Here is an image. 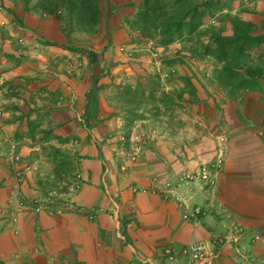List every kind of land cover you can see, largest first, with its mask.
Masks as SVG:
<instances>
[{"label":"rangeland","instance_id":"obj_1","mask_svg":"<svg viewBox=\"0 0 264 264\" xmlns=\"http://www.w3.org/2000/svg\"><path fill=\"white\" fill-rule=\"evenodd\" d=\"M5 1L0 0V122L8 124L16 117L26 122V133L17 135L21 142L26 141L23 147L29 153L21 156L17 142H12L0 146V156L4 165H15L18 188L29 175L34 177L40 190L37 202H33L35 212H78L72 197L85 184L82 167L90 160L88 145L106 166L111 160L120 175L140 164L152 172L145 193L149 190L173 200L184 210L198 207L203 213L206 205L217 208L218 179L227 157L235 151L236 144L228 143L236 140V114L239 108H246L251 115L256 103L264 107V83L256 91L241 90L231 99L229 91L216 80L223 63L206 51L216 49L213 33L230 36L233 19L243 21L244 13L262 18L258 25L247 23L258 27L257 34H263L264 0H186L176 15L190 9L191 4L210 3V8L201 10L205 14L197 31L189 35L182 30V37H173L168 44H162L159 32L154 30L152 11H146L150 18L145 35L136 29L134 23L145 10V0H136L138 8L132 10V19L123 16L120 22L112 20L115 13L96 15L93 3L85 6L87 19L67 13L66 1L80 0ZM175 1L162 0L155 16L158 23L164 15L172 17L178 10ZM15 11L44 19L65 13L68 54L41 67L26 53L38 35L20 34L25 33L27 25L24 19L14 18L11 12ZM113 25L120 26L115 36L110 33ZM248 59L249 64H263L264 45L251 51ZM66 77L87 85L82 86V82L80 86L86 95L82 111H75L79 129L65 136L55 131L74 120L71 115L56 118L58 111L72 106L71 100L62 99L59 92ZM90 92L97 98L95 105L88 103ZM204 168L209 169L214 185L203 179ZM197 194L204 197V203L196 201ZM21 202L25 203L19 198L20 206ZM6 215L2 212L0 218L6 220ZM237 249L243 252V258L235 254L234 264L247 259L244 249Z\"/></svg>","mask_w":264,"mask_h":264},{"label":"crops","instance_id":"obj_2","mask_svg":"<svg viewBox=\"0 0 264 264\" xmlns=\"http://www.w3.org/2000/svg\"><path fill=\"white\" fill-rule=\"evenodd\" d=\"M98 3L100 0H95V10L103 15L115 13L112 20L116 22L123 16L132 19V10L138 8L136 0H101L100 8ZM16 11L11 12L14 18L24 19L27 25L25 33L20 34L38 35V41L34 39L26 53L41 67L59 55L68 54L65 39L68 31L64 32L63 27L65 13L44 19L38 14L24 16ZM242 20L258 25L262 18L244 13ZM112 28L110 33L115 36L120 26ZM26 62L32 66L29 60ZM63 80L65 85L56 89L62 93V99L71 100L72 106L58 111L56 118L71 115L74 120L55 133L66 136L79 129L76 113L82 111L86 97L80 86L82 82V86L87 84L67 77ZM239 110L234 120L238 128L236 140L228 143L236 144L235 151L227 157L215 191L217 210L205 204L198 224L185 221L184 208L175 201L165 200L149 190L144 192L153 178L148 169L141 164L132 165L128 174L120 175L111 160L106 166L89 145L86 148L90 160L82 167L85 184L72 197L78 212L54 209L36 213L33 202H37L40 190L34 177L29 175L18 188L13 173L15 165L13 162L4 165L0 156V214L7 213L6 220L0 218V264H132L139 257L151 264H189L184 254L189 245L208 242L222 233L228 234L229 241L234 236L239 241L224 246L220 264H234L238 246L247 254L241 264H264V107L256 103L251 115L246 108ZM16 118L8 124L0 122V146L17 142V150L24 156L29 150L23 147L26 141L21 142L17 133H26V122ZM136 189L143 190L136 192ZM197 196L196 201L204 203V197ZM19 198L25 201L21 206ZM167 249L172 251L173 260L165 256Z\"/></svg>","mask_w":264,"mask_h":264},{"label":"trees","instance_id":"obj_3","mask_svg":"<svg viewBox=\"0 0 264 264\" xmlns=\"http://www.w3.org/2000/svg\"><path fill=\"white\" fill-rule=\"evenodd\" d=\"M161 2L162 0H145V10L137 15L134 24L136 29L145 35L148 25L147 20L150 18L146 14V11H152L155 20L154 30L159 32L158 38L161 39L162 44H168L173 37H182L180 33L182 30H185L189 35L197 31L201 25L200 23L205 14V9L210 8V3H206L203 6L191 4L190 9L182 11L180 16H178L176 14L180 12L179 8L187 3V1L176 0L174 5L177 3L176 7L178 10L173 13L172 17H169L167 14L164 15L162 18H165L158 23V21H156L158 17L155 16L158 14L157 8ZM88 3L95 4V0H80L79 3L76 1H66L67 13L81 15L83 19H87L85 6ZM201 10L204 11L201 12ZM95 14L98 16L100 15L98 9L95 10ZM174 15H176V17H173ZM232 22V35L222 36L221 34L213 33L216 49H208L206 52L213 55L217 61L223 63L221 70L216 74V80L221 88L229 91V97L235 99L239 91H256L261 87V84L264 83V63L257 62L249 64L251 61L248 59L251 51L264 45V33L260 35L257 34L258 27L254 24L243 22L238 19H233ZM261 29L264 32V23H262ZM254 60L255 59H253V61ZM87 99L89 105H95L97 102V98L92 92L88 94Z\"/></svg>","mask_w":264,"mask_h":264},{"label":"built area","instance_id":"obj_4","mask_svg":"<svg viewBox=\"0 0 264 264\" xmlns=\"http://www.w3.org/2000/svg\"><path fill=\"white\" fill-rule=\"evenodd\" d=\"M221 161H218V166H220ZM204 176L203 179L207 180L206 182L210 185H214V181L210 179V176H208L209 169L204 168L203 169ZM184 204V203H183ZM186 209V207H185ZM36 212H40V209H36ZM202 215V210L198 207L192 208L191 210H184L183 213V219L185 221H193L196 224L200 221ZM233 230L230 232L232 233ZM258 238L256 237L255 240ZM228 234H220L212 237L208 242H197L189 245L185 251V256L188 257L189 264H220V257L222 255V250L226 244L236 243L239 241L238 237L232 238V241ZM237 255L243 258V252H241L239 249L236 250ZM165 256L168 257L169 260H173L172 251L170 249H167L164 252ZM132 264H151L149 261L144 260L143 258H138L137 263ZM241 264V263H238Z\"/></svg>","mask_w":264,"mask_h":264}]
</instances>
